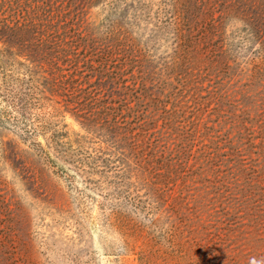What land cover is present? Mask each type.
Segmentation results:
<instances>
[{
    "label": "rangeland",
    "instance_id": "374dc122",
    "mask_svg": "<svg viewBox=\"0 0 264 264\" xmlns=\"http://www.w3.org/2000/svg\"><path fill=\"white\" fill-rule=\"evenodd\" d=\"M134 1L145 8L123 82L133 87L125 103L134 136L49 105L57 124L46 134L60 136L51 159L0 126V264H139L142 253L172 264L164 259L171 229L182 233L177 241L208 244V264H255L251 250L264 245L254 223L264 214V202L256 205L264 194L262 43L229 18L224 42L187 63L167 25L170 0ZM78 2L96 31L118 16L114 0ZM230 3L218 0L217 19ZM24 72L30 86L19 65L17 76Z\"/></svg>",
    "mask_w": 264,
    "mask_h": 264
},
{
    "label": "trees",
    "instance_id": "16d2710c",
    "mask_svg": "<svg viewBox=\"0 0 264 264\" xmlns=\"http://www.w3.org/2000/svg\"><path fill=\"white\" fill-rule=\"evenodd\" d=\"M37 1L41 3L30 10L21 0H0V126L12 128L51 159L49 147L59 142L56 137L60 136L54 128L51 135L46 134L51 124H57L47 117L49 105L57 111L64 107L88 126L134 136L133 121H127L133 112L128 113L130 107L125 103L133 87L123 82L128 65L137 59L144 4L114 0L118 16L96 31L85 24L78 0ZM217 3L170 0L172 14L167 25L178 39L179 56L192 62L224 42L227 19L235 17L244 22L251 38L260 39L264 59V0H232L218 19ZM23 64L31 72L30 86L25 72L22 77L16 74ZM40 136L46 142L39 140ZM240 166L259 164L240 162ZM262 202L264 194L257 199V208ZM254 223L264 234V214ZM167 234L172 244L165 260L208 264L201 260L211 254L208 244L190 237L177 241L182 235L178 229ZM257 247L248 259L264 264V245ZM139 264H154L150 253L140 254Z\"/></svg>",
    "mask_w": 264,
    "mask_h": 264
}]
</instances>
